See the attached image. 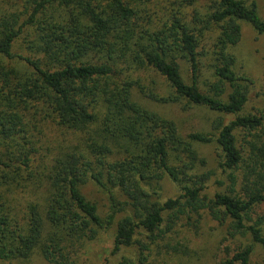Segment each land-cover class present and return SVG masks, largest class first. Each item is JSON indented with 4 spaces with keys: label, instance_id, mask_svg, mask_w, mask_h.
<instances>
[{
    "label": "trees",
    "instance_id": "trees-1",
    "mask_svg": "<svg viewBox=\"0 0 264 264\" xmlns=\"http://www.w3.org/2000/svg\"><path fill=\"white\" fill-rule=\"evenodd\" d=\"M9 7L18 11L0 15V261L38 252L48 264H76L87 243L115 226L113 255L138 247L118 264H150L147 244L135 237L163 241L167 222L201 209L249 238L221 264H251L255 246L264 252V214L256 212L264 205V116L241 115L253 82L235 74L227 51L240 41L239 22L264 34L254 4L11 0ZM147 71L163 86L142 84ZM139 98L216 113L214 133L182 135ZM209 144L228 182L210 200L197 148ZM163 179L179 196L159 202L154 188ZM88 182L106 194L107 216L82 194Z\"/></svg>",
    "mask_w": 264,
    "mask_h": 264
},
{
    "label": "rangeland",
    "instance_id": "rangeland-1",
    "mask_svg": "<svg viewBox=\"0 0 264 264\" xmlns=\"http://www.w3.org/2000/svg\"><path fill=\"white\" fill-rule=\"evenodd\" d=\"M247 5L254 4L256 12L261 21L264 22V0H242ZM11 0H0V15L9 14L18 11L17 7H9ZM241 38L236 46L228 47V53L234 58L233 71L238 76H245L253 84L247 87V103L241 115L264 116V34L256 32L249 24L239 22ZM185 68V65L183 64ZM207 77H210L206 73ZM142 84L146 85L149 79H155L163 86L160 78L151 72L142 74ZM139 100L150 109L165 114L177 125L182 135L203 132L207 134L212 131V122L219 116L216 113L205 109L192 108L183 112L178 106H166L148 102L142 98ZM224 124L233 120L232 116H222ZM54 133V137L58 136ZM48 138L52 141L55 140ZM60 142V138H56ZM239 145H241L240 133H237ZM73 140V139H72ZM71 140V141H72ZM69 141V142H71ZM54 142V146H58ZM67 142V143H69ZM198 152L206 162L204 167L199 168V173L208 174V181L205 183L207 189L204 195L210 200L215 194H224L228 190L226 174L222 173L217 165V150L214 144L198 146ZM147 190H152L150 186ZM159 202L167 199H175L179 196L178 188L168 179L160 182ZM82 194L98 209L101 217L109 213V202L106 194L98 189L94 184L88 182L81 188ZM120 201L123 197L118 196ZM259 215L264 214V205L256 210ZM125 216L119 214L116 221ZM165 215L163 218H166ZM167 221V220H166ZM168 223V231L163 241H156L153 244L146 239V236H136L135 240H140L148 246V257L150 264H221V262L231 258L238 249L246 247L250 242L247 236L235 235L230 230V223L226 221H217L211 216L208 209H201L198 215L190 214L174 219V223ZM115 226L106 232H102L98 239L92 243H87L78 255L76 264H118L121 256L132 257L137 246L129 250H122L113 255V234ZM162 229H166L165 226ZM264 233V226H263ZM0 264H48L44 261L38 252H34L26 260H14L2 262ZM251 264H264V252L257 246L254 248Z\"/></svg>",
    "mask_w": 264,
    "mask_h": 264
}]
</instances>
